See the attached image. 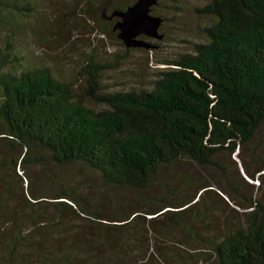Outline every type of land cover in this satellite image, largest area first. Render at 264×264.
I'll return each instance as SVG.
<instances>
[{
    "label": "trees",
    "instance_id": "obj_1",
    "mask_svg": "<svg viewBox=\"0 0 264 264\" xmlns=\"http://www.w3.org/2000/svg\"><path fill=\"white\" fill-rule=\"evenodd\" d=\"M120 1L110 15L132 5ZM40 8V0H0V10L27 22L43 20ZM197 12L209 21L201 29L204 39L191 41L190 51L169 60L168 67L131 90L104 88L102 73L117 64L91 58L83 66L78 89L77 82L58 78L49 66L23 61L13 36L0 41V137L8 140L12 151L9 158H0V165L12 164L18 177L21 166L77 165L80 171L98 175L117 196L124 190L149 195L161 186L165 194L150 210L151 218L164 213L172 225L183 224L186 210L204 203L206 191L215 188L204 186L198 196L184 200L162 169L190 159L221 169L226 176L230 166L219 156L241 154L264 125V0H208ZM242 166L250 175L248 163L242 161ZM11 186L1 185L0 220L7 213L5 202L13 198ZM218 189L248 210L242 223L202 238L211 254L207 264H264V200L251 196L239 202L230 182ZM29 195V206L43 197ZM52 198L66 211L105 223L100 210H91L94 202L88 194L66 189ZM130 210L125 205L120 211L125 224L140 220L141 212ZM200 215L197 209L196 221ZM202 227L214 229L212 222ZM16 229V223L12 228L6 221L0 225V264L30 260L23 251L32 242L24 227ZM194 232L190 227L189 233Z\"/></svg>",
    "mask_w": 264,
    "mask_h": 264
},
{
    "label": "rangeland",
    "instance_id": "obj_2",
    "mask_svg": "<svg viewBox=\"0 0 264 264\" xmlns=\"http://www.w3.org/2000/svg\"><path fill=\"white\" fill-rule=\"evenodd\" d=\"M207 1L158 0L151 14L162 18L158 29L161 36L146 33L136 36L150 43L149 46L125 45L124 29L120 26L123 18L119 12L110 15L120 0H40L43 20L35 18L32 22L0 10V41L13 36L23 61L49 66L58 78L77 82L78 89L83 66L91 58L98 63L117 64L116 69L102 73L104 88L131 90L145 84L153 72L168 67L169 60L190 51L191 41L204 39L201 29L209 21L197 8ZM173 4L181 8L178 10ZM105 25L107 31L101 30ZM11 155L8 140L0 137L1 160ZM219 160L230 166L226 176L221 169L202 166L190 159L176 162L170 170L162 169L184 200L198 196L204 186L215 188L206 191L204 203L186 210L188 216L179 225H172L164 213L151 218L150 210L162 203L159 199L165 194L161 186H155L149 195L124 190L117 196L116 189L104 186L98 175L80 171L77 165L60 167L46 162L21 166L18 172L22 177H18L12 164H1L0 189L4 183H10L13 198L5 202L7 213L0 225L6 221L9 228L17 224L15 231L25 228L32 244L23 251V256L30 259L24 264H207L211 254L202 238L222 234L230 225L242 223L248 210L231 202L227 194L219 191V184L230 182L238 191L239 202L251 196L264 200V125L250 147L230 157L223 154ZM242 161L248 163L250 175L245 174ZM66 189L88 194L94 202L91 210H100L105 223L66 211L52 198ZM30 193L43 197L29 206L25 198ZM125 205L130 211L139 210L140 220L125 224L120 217ZM197 209L201 214L198 221L194 218ZM208 222L213 223V230L202 227ZM190 227L196 228L194 234L189 233Z\"/></svg>",
    "mask_w": 264,
    "mask_h": 264
},
{
    "label": "water",
    "instance_id": "obj_3",
    "mask_svg": "<svg viewBox=\"0 0 264 264\" xmlns=\"http://www.w3.org/2000/svg\"><path fill=\"white\" fill-rule=\"evenodd\" d=\"M158 0H137L125 11L119 12L123 18L120 26L124 29V41L127 46H149L150 43L137 38L142 33L160 37L158 29L162 18L151 14L152 7Z\"/></svg>",
    "mask_w": 264,
    "mask_h": 264
}]
</instances>
